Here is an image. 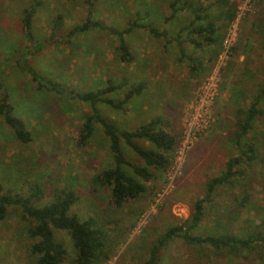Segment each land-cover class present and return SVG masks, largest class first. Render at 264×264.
I'll return each instance as SVG.
<instances>
[{"label":"rangeland","instance_id":"rangeland-1","mask_svg":"<svg viewBox=\"0 0 264 264\" xmlns=\"http://www.w3.org/2000/svg\"><path fill=\"white\" fill-rule=\"evenodd\" d=\"M187 1L212 8L209 15H218L221 9L212 0ZM230 2L237 16L218 31V38L222 32L221 43L226 38V45L232 43L235 52L230 49L227 56L220 54L206 62L210 48L195 50L186 44L198 64L193 77L189 74L192 65L189 61L171 69L173 61L178 63L171 52L173 47L178 54L174 42L162 41L157 46L159 54L151 52L152 60L166 57V64H158L155 73L151 68L149 75L134 76L127 64L118 60L117 43L106 32L92 30L68 43L58 38L84 22L88 14L92 20L117 29H123L134 19L158 27L159 19L142 20V6L152 3L164 17L168 14V0H96L90 10L87 0H0V71L3 72L0 80L13 102L15 115L23 120L32 137L30 143L20 144L0 116V183L21 196H27L34 184L41 185L46 195L37 205L52 201L55 195L71 193L76 199L72 207L74 214L95 217L108 229V258L96 264H143L153 242L168 228L182 224L189 217L193 204L204 197L206 180L219 175L225 162L235 155L227 136L235 122L234 109L244 100L240 93L246 96L244 106H248L257 84L264 85L261 50L264 0ZM37 3L40 4L36 6ZM33 6H36L34 43H30L23 34L21 11ZM57 15L61 16V29L54 39L53 20ZM185 17L183 14L177 22L185 24ZM216 25L221 26L219 22ZM142 33L138 31L136 42H142ZM131 36L126 37L128 43ZM37 44L40 48L35 51ZM24 53L29 55L26 65L77 92L101 89L106 81L114 85L124 80L148 85L149 91L131 99L123 111H114L103 104L98 109L107 121L127 130L160 117L176 138L169 166L155 173L139 199L114 208L109 202L108 189L92 190L91 177L112 165L107 140L100 126L94 124L89 143L85 146L78 143L79 127L89 112L88 107L67 95L37 91L30 75L22 67L10 64L21 60ZM213 79L215 82L209 88L207 82ZM121 96L120 92L111 97ZM138 106L144 108V112L140 110L143 115L133 112ZM190 127L194 137L188 139ZM249 138L259 151L256 162L241 166L243 180L235 187L218 189L211 201L204 203L203 219L193 234H240L244 223L252 224V228L260 225L264 218V115L254 124ZM137 142L149 146L145 141ZM122 149L128 160L137 161L125 144ZM244 192L249 194V203L246 208H240L238 200ZM25 226L17 208H11L0 221V264H34L26 252L29 241L24 235ZM55 237L67 250L63 264H72L74 255L69 235L55 231ZM230 263L236 261L199 251L181 239L169 243L161 251L159 261V264Z\"/></svg>","mask_w":264,"mask_h":264},{"label":"trees","instance_id":"trees-1","mask_svg":"<svg viewBox=\"0 0 264 264\" xmlns=\"http://www.w3.org/2000/svg\"><path fill=\"white\" fill-rule=\"evenodd\" d=\"M90 1L87 0L89 10L96 0ZM192 3L194 2L187 0H168L166 9L168 14L162 17V22L166 24L174 20L180 12L186 16L187 22L180 27L172 39L180 57H185L192 63L189 74L194 77L198 64L191 55L186 56L185 45L189 44L195 50L210 48L209 58L206 62L215 60L223 49V43H221L223 34L221 32V36L218 38V31H222L226 24L232 23L237 15L236 8L230 0H213V3L221 7L218 15H209V9H212L210 7H204L201 3L193 5ZM38 4L40 3H37L36 6ZM36 6L24 8L21 11L23 34L30 43L34 40L33 17L36 13ZM142 9V20H150L151 13L148 5H143ZM157 15L161 14L157 13ZM60 20V15H57L53 20L52 35L54 39L60 33ZM218 22L221 24L220 27L216 25ZM92 30L106 32L114 37L117 43L115 47L117 58L125 64L134 60L129 43L126 41L127 35H132L135 31H146L148 35L155 38L162 36L166 38L167 35L166 32L159 33L151 23L145 24L134 19L123 29H117L100 21L92 20L88 14L84 22L72 26L58 38L59 40L63 38L68 43L70 39ZM261 37L264 38V31L261 32ZM34 47V50L40 48L39 44ZM231 50L232 53L235 52V48H231ZM261 50L264 63V42H261ZM26 53L23 54L26 57L20 55L21 60H15V63L10 64L22 67L30 75L37 91L67 95L71 100L81 102L88 107L89 112L84 115L83 124L79 127L78 143L82 146L89 143L94 131V124L100 126L107 140L112 165L91 177L92 190L108 189L109 202L114 208H121L123 204L139 199L146 191L145 184L154 179L157 171H163L169 166L171 156L175 151L176 138L166 128L160 117H153L136 129L127 130L107 121L98 109L99 105L103 104L114 111H123L125 105L133 97L139 96L143 92L144 85L141 83L130 84L127 80L118 85L106 81L105 86L101 89L77 92L26 65L29 56ZM20 61L23 63L18 64ZM2 73L0 71V79ZM1 83L0 80V116L5 125L12 130L16 141L20 144H28L32 140L31 132L23 120L15 115L13 102L9 99ZM120 92L121 98L113 99L111 97L119 95ZM240 95L244 100L234 109L235 122L227 136L235 155L225 162L219 175L206 180L204 197L193 204L189 217L182 224L168 228L153 242L143 264H159L161 251L175 239H181L186 245L213 254L215 257L228 259V261L234 260L236 264H264V218L255 228H252L250 223H244L240 227V234L232 232L227 234H193L203 219L204 203L210 202L218 189L235 187L237 182L243 180L241 166L252 165L259 156L258 148L249 138V133L258 118L264 115V85L257 84L256 91L248 99V106H244V102L247 101L246 96L244 97L243 93ZM137 141H145L149 146L143 147ZM122 144L132 151L137 161H130L125 157ZM45 190L41 185L34 184L27 196H21L13 189L0 183V221L8 216L11 208L19 209L20 217L26 223L24 235L29 241L26 252L32 259V263H64L67 250L64 244L56 239L55 231L65 232L69 235L74 255L72 264H96L106 260L109 247L108 229L95 217H81L74 214L72 207L76 199L71 193L55 195L52 201L37 205L36 203H39L46 195ZM248 203L249 194L244 192L242 198L238 200V206L246 208ZM247 229L251 230L247 232Z\"/></svg>","mask_w":264,"mask_h":264},{"label":"crops","instance_id":"crops-1","mask_svg":"<svg viewBox=\"0 0 264 264\" xmlns=\"http://www.w3.org/2000/svg\"><path fill=\"white\" fill-rule=\"evenodd\" d=\"M152 3L148 4V9H149V12L151 13L150 20H158L159 19V26L160 27L158 26L156 28L158 29L159 33L166 32L167 35H166V38L163 37V36L162 37H159V38H155V37H152L151 35H148L146 31H143L142 35L144 37L142 39V42H139L138 43V42H136V39H135V36L136 37L139 36L138 32L135 31L132 34L131 39H129V41H130L129 42L130 43L129 46H130L131 54H132L134 60L131 61V63L127 64V67H129V69H128L129 70V73L132 74V75H134V76H136L137 74H140V75H149V74H151L150 73V69L151 68L153 69V71L155 73V71H157L156 68H157L158 64H163L165 62L166 63L168 62L166 57H160V58H156V59L152 60V58H151V52L152 53L159 54L160 49L157 46H160L159 43L160 42L162 43V41H165L166 44L174 42L172 38L175 36L176 33H178L180 27L182 25H184V24H182L181 21L177 22V20L179 19V17L183 16V12H180L176 16V18L174 20H172V21L164 24L162 22L163 15L162 14L161 15H157V13L158 14L160 13L159 12V9H158V12H157L156 11V7ZM211 6H214V5H211ZM211 11L212 10H210L209 12H211ZM144 23L145 24H149L150 22H148V23L144 22ZM170 31H171V33L169 34ZM182 37H184V35H182ZM74 39H76V38H74ZM155 45H156V47H155ZM174 45H175V49L177 50V47H176L175 42H174ZM152 49H153V51H152ZM172 50H173V47H172ZM172 50H171V52L173 53L174 59L176 61H178V63H176L175 61H173L174 62V65L171 67V69H173L176 66L182 67V65H181L182 62L186 65V62H188V60L185 57H182L181 58L178 51H177L178 54H176V53H174V50L173 51ZM202 50H205V48H202ZM185 51H186V56L191 55L193 57V52L191 50L187 49L186 46H185ZM164 53H169V51L163 52L162 53L163 56L165 55ZM142 56H144V59L142 58ZM157 62H159V63H157ZM131 82L133 84H139L140 83V82L139 83H135L134 81H131ZM141 84L144 85V90H143L142 93H144L145 91L146 92L149 91V89H148L149 87H148L147 84H145L144 82H141ZM139 96H137V97L140 98ZM133 99H136V96L133 97L132 100ZM141 109H139V106H138V109H134L133 112H136L137 115H143V114H141V111H140ZM142 112H144V108L142 109ZM146 122H148V121H143L142 124H144Z\"/></svg>","mask_w":264,"mask_h":264},{"label":"built area","instance_id":"built-area-1","mask_svg":"<svg viewBox=\"0 0 264 264\" xmlns=\"http://www.w3.org/2000/svg\"><path fill=\"white\" fill-rule=\"evenodd\" d=\"M226 38H225V40L223 41V49H222V52L220 53L221 55L222 54H224V55H228V53H229V50L231 49V47H232V43L229 45V46H227L226 45ZM233 42V41H232ZM221 55H219L218 57H220ZM214 78H215V76H214ZM215 82V79H213L212 81H208L207 82V84H209V88H210V86H212V83H214ZM206 84V85H207ZM209 88H208V86H207V89L209 90ZM191 127H190V129H189V131H188V133H187V135H186V137L189 139V138H193L194 137V133H191ZM191 133V134H190Z\"/></svg>","mask_w":264,"mask_h":264}]
</instances>
